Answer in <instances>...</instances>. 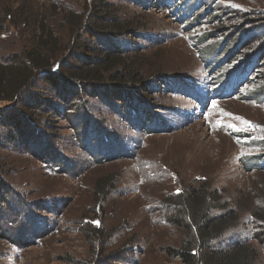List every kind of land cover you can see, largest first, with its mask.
I'll return each instance as SVG.
<instances>
[{
	"label": "rangeland",
	"instance_id": "374dc122",
	"mask_svg": "<svg viewBox=\"0 0 264 264\" xmlns=\"http://www.w3.org/2000/svg\"><path fill=\"white\" fill-rule=\"evenodd\" d=\"M107 1L115 4L121 18L135 20L138 32H146L145 40L122 46L131 52L141 48L137 58H143L145 69L151 63L164 66L174 77L168 81L181 78L190 83L201 103L172 93L168 86L154 87L148 95L154 109L145 122L147 131L135 129L141 125L140 111L136 117L118 113L119 107L106 105L97 95L83 94L87 103L82 109L75 106L70 120L42 105L32 111V119L41 130L42 125L46 128L47 146L41 150L37 144L29 152L20 143L9 144L11 130L1 124L0 163L19 213L11 221L3 219L7 207H0V264H182L174 253L194 231L183 207L192 192L205 188L218 193L221 201L210 212L216 218L221 208H236L264 185V173L248 170L251 163L264 162V102L259 96L264 55L262 66L249 74L251 82L241 83L235 96L208 98L252 49L255 53L264 44V0ZM90 2L0 0V61L17 60L30 50L42 26L66 46L67 16L82 14ZM174 10L190 15L177 19ZM215 30L219 33L213 35ZM91 40L83 42L95 43ZM46 89L40 87L42 96L54 99ZM6 108L0 102V111ZM82 110L110 133L100 145L88 146L92 157L81 149L74 132V126L83 129ZM9 116L1 117L6 121ZM87 135L83 140L88 143ZM47 149L70 166L58 168L44 161ZM98 156L100 164L93 162ZM106 181L108 187L99 190ZM259 203L255 199L254 208ZM248 216L242 213L241 220ZM7 227L16 230L10 231L11 239ZM95 230H101L103 238L96 237ZM257 236L249 224L214 246L224 249L248 240L256 245L259 240V264H264V239Z\"/></svg>",
	"mask_w": 264,
	"mask_h": 264
},
{
	"label": "trees",
	"instance_id": "16d2710c",
	"mask_svg": "<svg viewBox=\"0 0 264 264\" xmlns=\"http://www.w3.org/2000/svg\"><path fill=\"white\" fill-rule=\"evenodd\" d=\"M171 14L181 20L190 15L189 12L180 13L175 10L171 11ZM242 19L247 22L252 21L246 16ZM67 21L70 26V39L66 46L62 47L60 38L52 30L42 26L39 27L34 45L30 50H26L17 60L0 61V102L9 106L0 111V125L11 130L7 141L12 146L21 144L27 147L29 152L38 144L39 149L44 150L47 146L48 132L44 125L41 124L43 130L36 125L37 122L32 119L34 116L32 111L45 105L49 110L60 113L58 116L62 118L66 116L68 117L66 119L70 120L73 108L76 106L82 109L87 103L83 94L88 97L99 96L106 105L114 106V109L119 107L121 112L118 113H132L136 117L137 112L140 111L141 125L134 126L135 129L146 131L145 122L147 117L153 114L154 109L152 99H149L148 95L152 94L154 87L158 89L160 86H168L172 93H179L201 103V98L199 99V95L195 94L197 92L190 83L181 78L171 79L172 82L168 81L170 76L164 71V66L159 67L151 63L150 68L145 69L143 58H140L142 61L137 58L142 49L136 47L134 50L136 52H131L130 48L126 49L122 46L129 42L133 43L137 39L145 40L143 34L146 32H138L139 24L135 20L121 18L115 4L107 0H93L92 3L86 4V10L82 14L68 15ZM235 31L237 34L242 33L239 27H236ZM217 32L219 33L215 30L213 35ZM242 36L247 37L245 34ZM87 37L95 43H84V38ZM240 46L239 44L238 47ZM254 50L256 52L251 50V57L247 56V60L240 68H237L233 76L227 77L216 86L209 99L216 101L235 96L241 83L251 82L248 80L251 71L255 67L262 66L264 44ZM40 87H47L46 91L54 93L55 98L43 97ZM259 96L263 97L264 102V83ZM55 101L62 103L61 107L56 106ZM206 105L207 103L202 104V109ZM4 113L11 115L6 121H3L1 117ZM80 114L83 129L79 132V128L74 126V132L76 131L75 135L81 149L88 151L92 157V150H88V146L100 145L103 136L108 137L107 134L110 133L93 117L89 118L87 110H82ZM85 134L91 136L88 143L83 140ZM16 137L20 138L19 142ZM2 145L0 136V148L3 147ZM50 150L47 149L42 156L44 161L58 168L70 166L65 160L61 162L57 155L49 153ZM93 162L100 164L102 160L98 156ZM3 169V164L0 163V207L3 205L7 207V213L1 214V217L11 221L14 216L17 217L19 211L14 199L9 197L13 191L4 179ZM248 170L264 173V162H253ZM108 184L109 182L106 181L99 190H103V186L108 187ZM204 189L200 188L192 192L183 201V207L194 225V231L190 232L184 247L175 251L174 254L182 264H259L260 253L256 247L258 245L261 248L259 240L256 241V245L254 241L248 240L243 243L238 241L232 247L224 249L215 247L214 243L224 242L227 235L247 229L249 224L256 229L257 237L264 239V185L258 190L254 189L253 194H247L245 203L238 202L236 208L230 205L221 208L223 213L216 218L212 217L210 212L218 208L215 205L221 201V198L215 190L206 192ZM255 199L260 200V207L254 208ZM246 212L249 216L243 221L241 215ZM6 229L11 239V233L16 230L12 227ZM95 231L98 232L96 237L103 238L101 230ZM50 232L51 229L47 225L46 233ZM262 248L264 249V246Z\"/></svg>",
	"mask_w": 264,
	"mask_h": 264
}]
</instances>
